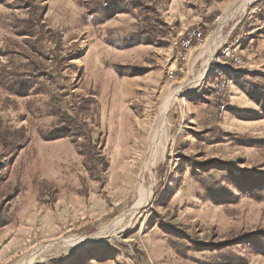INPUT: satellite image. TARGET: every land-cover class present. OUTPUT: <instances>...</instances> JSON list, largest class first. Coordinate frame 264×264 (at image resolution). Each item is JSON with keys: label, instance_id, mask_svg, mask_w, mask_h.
I'll use <instances>...</instances> for the list:
<instances>
[{"label": "rangeland", "instance_id": "374dc122", "mask_svg": "<svg viewBox=\"0 0 264 264\" xmlns=\"http://www.w3.org/2000/svg\"><path fill=\"white\" fill-rule=\"evenodd\" d=\"M188 1L179 8L185 16L194 13ZM258 1L235 12L240 0H207L211 10L201 13L205 36L188 46V30L198 25L180 32L166 28L164 37L158 29L151 40L127 44L146 15L119 8L100 22L89 14L100 0H36L41 25L33 36H21L12 17L32 13L23 0L0 2V74L35 73L28 56L48 73L25 95L12 93L0 75V115L31 137L0 160V196L18 190L0 225V264H18L32 254L34 264H264L261 238L220 247L238 234L264 229V201L242 194L234 178L264 173V110L252 93L253 86H264V0ZM169 3L163 0L150 17L164 20ZM28 38H40L41 58ZM215 38L217 51L209 59L203 49ZM200 75L168 113L169 142L154 167L155 180L147 174L142 182L146 142L163 97ZM221 77L231 79L234 99L226 111L214 98ZM90 96L96 100L92 109L77 111L76 103ZM53 108L86 121L93 142L105 141L109 165L98 179L71 139L55 138ZM86 138L85 131L81 140L88 143ZM205 162L207 167L195 165ZM150 188L149 201L130 225L121 226L119 220ZM219 190L236 198L222 195L215 202ZM65 237L81 242L62 243Z\"/></svg>", "mask_w": 264, "mask_h": 264}, {"label": "trees", "instance_id": "16d2710c", "mask_svg": "<svg viewBox=\"0 0 264 264\" xmlns=\"http://www.w3.org/2000/svg\"><path fill=\"white\" fill-rule=\"evenodd\" d=\"M23 1L25 2V7L30 10L33 16L25 19H19L16 16H13L12 21L17 33H19L21 36L30 37L34 35L38 25H41L42 13L39 14V5L36 3V0ZM100 1L101 2L98 3L92 2L94 4V8L89 13L96 19H98V17H101L99 18L100 22H102L104 19L109 18L119 8L129 13L138 12V15H146L144 16L145 18L140 20V29L134 32L131 36L125 38L127 44L129 45H132L134 43H143L145 40L147 41L153 39L154 35H152L151 33L158 29L161 30L162 37H164L168 33L169 29H166L168 28V26L163 19L158 18V16L150 17V10L152 9L157 11L158 5L162 4L163 0H106L108 3L106 6L107 8L105 9H102V6L104 5L103 0ZM0 2L6 3L7 0H0ZM261 2L262 0H259L255 5H259ZM28 39L29 42H32L34 51L38 53V58H41L43 56L41 55V47L37 45L40 38H37L35 40H32V38ZM28 58L30 59V63L35 66V73H31L30 75L23 74V77L20 76L18 78H7L4 77L3 74H0L6 81V87L16 95H25L27 87H29V85L35 79L48 75V73L43 70L42 63L38 59H35L31 56H28ZM252 89V93H254L255 91L258 93L257 102L258 104L262 105L264 110V86L255 85L252 87ZM90 104H96L95 98H93L92 96L82 98L80 102L76 103V109L79 112L91 110L92 108ZM52 112L55 116L58 117V127L55 129V138L63 136L71 139V141L75 144V147L79 154L83 155L84 157V166L86 170L89 172L92 178L98 179L99 175L103 171H105L109 165L108 159L104 153L106 144L105 141H102L100 144L93 142V129L87 126L86 121L79 120L80 118L78 116H71L67 111H63L59 108H53ZM85 131L87 134L86 139L88 140V143H85V141L81 140V137ZM30 140L31 137L29 133H27L25 127L12 128L4 122L0 115V160L6 156L17 153L20 149L25 147L30 142ZM94 160H96L97 162H94ZM208 163L209 162H205L203 164L196 163L195 165L207 167ZM213 165H219L221 169L227 170V167L222 168L224 164H222L218 160H214ZM261 175V178H256L252 176V173L246 172L245 174L240 173L239 175H234V178L238 181V187L240 188L242 194L253 197L260 201H264V173ZM245 177L251 179V182L247 183L246 185L242 182V179ZM3 180L4 178L2 176V170L0 169V182H2ZM17 194L18 190L15 189L9 195L0 196V225L2 223L3 217L7 213L8 207H10V201ZM222 195H226L229 199L236 198L234 193L219 190L217 192H214V201L219 202ZM255 238H261L264 240V229L238 234L235 237L223 242L221 244L222 246L220 247L221 249H225V247L227 246L237 245L243 242L250 244ZM205 245L207 246L208 244H203V246ZM236 261L240 260L237 259Z\"/></svg>", "mask_w": 264, "mask_h": 264}, {"label": "bare ground", "instance_id": "6f19581e", "mask_svg": "<svg viewBox=\"0 0 264 264\" xmlns=\"http://www.w3.org/2000/svg\"><path fill=\"white\" fill-rule=\"evenodd\" d=\"M254 0H240V4L238 5L235 12H245L249 3H251ZM217 38L211 40L208 42L207 46L203 49L204 51H208L209 53V59L212 58V56L217 51ZM201 78V75L196 78L186 80L182 82L177 88L170 89L167 94H165L164 99L162 100V104H160V108L158 110L154 125L152 127V131L150 133V136L147 143V160L144 162V166L142 167V172L140 174L142 182L145 181L146 175H150V177L155 180L154 175V167L155 165L164 157L166 146L169 136V129H170V122L168 119V113L171 110L172 106L175 104V102L178 100V97L181 93L184 91L190 90L194 88L199 80ZM145 145V144H144ZM144 149V148H143ZM143 187H141L142 189ZM152 196V190L151 188L146 191L144 190L143 195L141 198L136 202V204L128 211L126 215H124L120 220L119 224L121 226H127L130 225L135 215L138 213L141 206L148 202L149 199ZM107 232H111L114 227H108ZM81 239H73L69 237H65L61 240L62 243H72V242H81ZM83 241V240H82ZM78 242V243H79ZM79 245V244H78ZM37 256L35 254H32L31 256L25 258L18 264H34L36 261Z\"/></svg>", "mask_w": 264, "mask_h": 264}, {"label": "crops", "instance_id": "0c3cea01", "mask_svg": "<svg viewBox=\"0 0 264 264\" xmlns=\"http://www.w3.org/2000/svg\"><path fill=\"white\" fill-rule=\"evenodd\" d=\"M206 2L207 0H194L195 4H191L188 1L187 4L193 7L194 13L193 14L189 13L192 16L190 15L185 16L180 13V9H179L180 5L184 4V2L182 3V0H171V3L167 4L166 6L164 21L166 22L167 25H169L168 28L172 30L173 28H175L179 32L180 30L187 31L189 28L194 27L195 25H199V24L202 25L201 23L203 22V18L201 17V13L205 11L204 15H207L211 10V8H207L205 6ZM176 11H178V14L173 16V13ZM174 19L176 20L175 22ZM178 20H180L179 21L180 24H178ZM106 264H110V263H106Z\"/></svg>", "mask_w": 264, "mask_h": 264}, {"label": "built area", "instance_id": "2783aa9c", "mask_svg": "<svg viewBox=\"0 0 264 264\" xmlns=\"http://www.w3.org/2000/svg\"><path fill=\"white\" fill-rule=\"evenodd\" d=\"M216 1V0H215ZM107 6V2L104 3ZM204 31L201 25H198L187 33L185 44L188 46L192 43L202 41L204 38ZM236 61L241 62L238 58ZM214 98L220 107L221 111H226L234 106V99L231 90V79L228 77H221L216 81L214 87Z\"/></svg>", "mask_w": 264, "mask_h": 264}]
</instances>
